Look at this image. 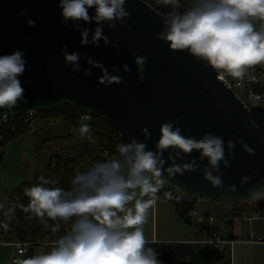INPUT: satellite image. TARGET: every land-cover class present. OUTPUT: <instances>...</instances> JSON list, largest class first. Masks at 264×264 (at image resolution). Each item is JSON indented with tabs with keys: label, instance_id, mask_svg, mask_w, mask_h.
Instances as JSON below:
<instances>
[{
	"label": "clouds",
	"instance_id": "1",
	"mask_svg": "<svg viewBox=\"0 0 264 264\" xmlns=\"http://www.w3.org/2000/svg\"><path fill=\"white\" fill-rule=\"evenodd\" d=\"M162 2L170 6L171 11L163 18L162 30L155 38L165 42L169 49L184 51L207 67L222 70L240 82L250 66L264 64V0ZM125 4L126 0H58L56 6L61 23H70L79 33L81 47H99L101 42L108 46L111 42V47L118 49L119 42L111 41L104 33V26L107 24L109 29H115L117 25L123 27L126 24L130 13ZM89 10H92L91 15ZM19 15L26 17L28 27L35 26L36 21L27 18L28 9H21ZM33 15L39 19L38 13ZM255 21L260 22L258 28ZM80 22L95 27L90 32L87 27L81 28ZM59 51L65 67L73 74L82 70L84 75H90L93 69H98V84L108 87L124 82L121 76L111 74L117 71L115 65L110 72L92 57L77 51L69 52L66 46ZM132 56L136 77L143 82L146 58L135 52ZM81 61L88 67L81 69ZM119 68L124 73L131 71L127 64H121ZM26 70L30 69L22 50L0 55V109L4 110L0 119H6L15 107L28 102L20 81ZM176 124V120H171L159 126L155 150L147 149L151 133L142 127V140L133 137L117 144L114 158L97 160L78 172L69 189L46 186L52 181L38 177L40 183L25 189L28 205L20 207L45 225V217L56 221L51 229L53 232H60L61 221H71V224L50 250L27 258L23 264H162L157 252L146 246L150 243L143 225L165 184L177 175L199 169L206 181L220 189L224 187L220 166L230 167L237 145L248 155H255L252 148L235 137L225 141L220 136L204 133L197 139L182 135ZM78 131L82 138L93 139L89 124L81 123ZM194 150L198 152L196 157L176 163ZM165 152L169 153L167 158H164ZM205 160L206 165L200 168V163ZM249 179L247 175L242 176L239 184L243 186ZM227 191L235 192L236 187L229 185ZM246 191L250 202L264 200V185ZM163 195L169 200L173 198L168 191ZM11 212L14 207L9 209ZM0 227L7 229L8 224L0 223Z\"/></svg>",
	"mask_w": 264,
	"mask_h": 264
},
{
	"label": "water",
	"instance_id": "2",
	"mask_svg": "<svg viewBox=\"0 0 264 264\" xmlns=\"http://www.w3.org/2000/svg\"><path fill=\"white\" fill-rule=\"evenodd\" d=\"M57 3L58 0H0V55L20 49L30 69L20 77L28 102L19 104L8 117L68 105L109 124L123 142L133 137L142 140L140 129L148 128L151 133L148 150H155L159 126L171 120L177 121L176 126L185 136L199 139L204 133H212L225 141L235 137L252 148L255 155H248L237 145L230 167L220 166L224 187L214 188L199 169L177 175L167 183L195 202L212 203L229 210L258 202H250L246 190L264 185V108H246L216 79L212 68L157 40L155 36L162 30L166 15L144 1L126 0L125 8L130 15L123 27L109 29L105 24L104 33L111 41L119 42L118 49H113L111 42L108 46L101 42L99 47H81L79 33L70 23H61ZM21 9H28L27 18L36 21L34 27L26 25V17L19 15ZM33 13H38L39 19ZM80 24L90 32L95 27L91 23ZM64 46L69 52L92 57L110 72L115 65L117 71L111 74L121 76L124 82L108 87L100 85L96 81L100 75L98 69H93L90 75H84L82 70L71 73L60 55L59 50ZM133 52L146 58L143 82L136 77ZM121 64H127L131 71L124 73L119 68ZM85 67L88 65L81 61V69ZM3 114L4 110L0 109V115ZM168 154L165 152L164 158ZM197 155L194 150L176 163L188 162ZM206 163L202 161L200 168ZM167 166L166 162L164 167ZM245 175L250 179L241 186L239 180ZM229 185H234L236 191H227Z\"/></svg>",
	"mask_w": 264,
	"mask_h": 264
},
{
	"label": "trees",
	"instance_id": "3",
	"mask_svg": "<svg viewBox=\"0 0 264 264\" xmlns=\"http://www.w3.org/2000/svg\"><path fill=\"white\" fill-rule=\"evenodd\" d=\"M142 1L162 15H167L171 11L170 6H166L162 0ZM183 2L188 3V0H183ZM36 116V126L40 122L47 124L58 123L66 130L67 134L55 142L58 148L57 152L65 145L72 146V149L75 151V155L71 158H58L54 168L52 166L53 158H49L47 164L48 177H46V179L52 181L51 185H46L49 187L55 186L69 189L71 187V180L78 172L86 170L97 160L114 158L117 155L116 145L124 143L119 134L109 124L92 114L77 110L68 105H63L53 110L39 111ZM86 117L87 119L85 120L84 118ZM81 123H87L91 126L93 137L91 141L81 137L78 131ZM24 133H18L17 131L10 133L9 131V134H7L0 145V178L6 146ZM36 139L37 137L34 139L35 142ZM76 149H79L80 152L78 153ZM46 152H48L47 148ZM38 183H40L38 178H35L32 182H22L13 191L9 193L4 192L0 200V204H3L8 197H11L14 202V212H12V216L8 221L5 220V215L1 212L2 208H0V223L8 224L7 229L0 227V242L4 244L34 243V245L28 248L27 255L23 257L22 264L27 258L42 251H47L48 246L54 242L53 238L46 232V225L31 212H25L20 207V205L27 206L29 203V198L24 195L25 189ZM157 196L159 200L166 199L173 206L178 217L185 223L191 224L186 215L188 210L194 209V201L192 199L183 197L184 200L180 203L165 198L161 193H158ZM241 207L234 209L233 212H240ZM45 219L47 220V225L53 226L56 223V221L49 220L47 217ZM63 223H65L66 229H64ZM70 224L71 221L60 222L61 230L58 232V238L67 231ZM166 247L168 251L159 259L162 264H232L231 251L228 249L221 251L217 246L209 249L208 246L196 243H175L166 244Z\"/></svg>",
	"mask_w": 264,
	"mask_h": 264
},
{
	"label": "rangeland",
	"instance_id": "4",
	"mask_svg": "<svg viewBox=\"0 0 264 264\" xmlns=\"http://www.w3.org/2000/svg\"><path fill=\"white\" fill-rule=\"evenodd\" d=\"M38 124L36 126L34 123L33 133L25 132L23 135H20L18 139L11 141L6 146L5 158L2 164L3 171L0 178V200L5 191H11L17 184H21L23 181H30L40 176L48 177L47 163L49 158H53L52 166L54 168L58 158H71L75 155L72 146L65 145L59 152L56 151L58 148L55 142L67 134L66 130L61 125L58 123L47 124L42 122ZM33 135L35 137L38 135L36 143L32 141ZM46 145H48V147H46ZM46 148L48 152H46ZM76 150H78V153L80 152L79 149ZM180 195H178V192L176 193V196L180 197ZM148 198L149 197H144V199ZM262 201L264 200H260L253 205H245L244 208L247 209L249 207L247 213L242 217L237 216L238 220L233 226L235 229L239 227L240 231L239 236L236 237L238 242L233 243L231 246L232 264H264V246L250 243V241H254L261 244V242L264 241V219H258L259 214L257 213L261 204L260 202ZM13 207L14 202L11 197H8L3 202L1 211L5 215L6 221L12 216V212L9 213V209ZM193 207L198 211L200 216L211 214L212 217L216 219L217 224L225 219L223 217L224 214L231 216V211L229 209L212 203L194 201ZM202 225L204 224L197 223L196 221L187 224L188 228L191 230L190 233L194 232L193 230L196 229L200 231V234L202 232ZM63 227L64 229L67 228L65 223H63ZM143 228L145 237L150 243L146 246L152 247L156 251L157 245L155 243L167 242L169 239L178 237L180 234V220L175 209L166 199H157L156 205L149 209L148 219L143 225ZM45 229L53 238V241L58 239V232H53L51 230V225H46ZM212 233L214 232H210V237ZM226 233H230V231H226ZM52 246H48L47 250H50ZM2 250L4 251L7 262H10L12 258L16 257L19 261L18 264H22L23 257L16 256V247L7 246ZM6 261L2 262L0 253V264H6Z\"/></svg>",
	"mask_w": 264,
	"mask_h": 264
},
{
	"label": "built area",
	"instance_id": "5",
	"mask_svg": "<svg viewBox=\"0 0 264 264\" xmlns=\"http://www.w3.org/2000/svg\"><path fill=\"white\" fill-rule=\"evenodd\" d=\"M213 70L216 73V79L229 90H231L235 94L236 98L240 100V102L246 108H264V71L260 68L259 64L250 66L246 70V75L242 82L234 79L231 75L222 70ZM36 114L37 112L27 113L15 117H7L6 119H0V145L6 138L7 134H9V131L10 133H15L16 131L18 133H33L34 123L37 118ZM84 119L86 120L87 117ZM165 191H168L172 194L173 198L171 200L180 203L183 202L184 196L180 195V193H178L180 197L176 196L177 191L173 189L168 183L165 184L160 193L163 194V192ZM186 216L191 223L196 221L197 223L204 224L207 221L211 225L213 222L212 217L200 216L198 211H196L195 209L188 210ZM155 244L157 245V258L160 259L161 256L168 251V248L165 244L159 242ZM232 244L233 242H226L222 240L218 235L212 233L211 237L202 242L201 245L208 246L209 249L217 246L222 251L224 249H230ZM1 245L5 244L0 242V246ZM32 245H34V243L31 242L14 244L17 249V255L22 257L27 255V250Z\"/></svg>",
	"mask_w": 264,
	"mask_h": 264
},
{
	"label": "crops",
	"instance_id": "6",
	"mask_svg": "<svg viewBox=\"0 0 264 264\" xmlns=\"http://www.w3.org/2000/svg\"><path fill=\"white\" fill-rule=\"evenodd\" d=\"M255 23H256V26L258 28L260 22L259 21H255ZM259 65H260V68L264 71V64H259ZM36 137H33V139H32V141L34 143H36L35 140H34ZM6 149H7V147H6ZM5 153H6V151H5ZM35 178H38V177H35ZM34 179H32L30 181L29 180L23 181V182H32ZM19 185H20V183L17 184L15 188H17ZM15 188H13L11 191H13ZM11 191H5V193H9ZM260 203L261 204L259 206V209L257 210V213L259 214L258 215L259 216L258 219H264V201H262ZM248 209H249V207L246 209V208H244V206H242L240 212H238V213L233 212V210H230L231 211V216H228V215H225L224 214L223 217L225 219L223 221H221V223H219V224H217L216 223V219H214L212 217V215L208 213L209 215H207L206 217H212L213 218V222L210 225L206 221L204 223V225H202V227H201L202 228L201 234H200V231H197L196 229L193 230L194 232L190 233L191 230L188 228L187 223H185L182 219H180L178 217L179 220H180V234L178 235V237L169 239L167 242H164L163 241L162 243H165L166 244V243L169 242L168 244H175V243H193V244L196 243V244H202V242H204V241H206L207 239L210 238V232H214L216 235H218L222 240H224L226 242H233V243L238 242L237 239H236V237L239 236L240 229H239V227H237V229H235L233 225H235L236 221L238 220V217L237 216H239V217L240 216L241 217L244 216L247 213V210ZM226 231H228V232L230 231V233H226ZM54 242L51 245H49V246L54 245ZM159 243H161V242H159ZM248 243H249V241H248ZM250 243L258 244V246H264V241H262L261 244H259L258 242H254V241H250ZM14 244L15 243L5 244V245H1L0 246V253H1V256H2V262H5L6 261V256H4V251L2 249L5 248V247H7V246L8 247H15ZM228 250L231 251V248L228 249ZM15 253H16V256L18 257L17 251ZM18 262H19L18 259L16 257H14V258H12V260L10 262H7L6 264H18Z\"/></svg>",
	"mask_w": 264,
	"mask_h": 264
}]
</instances>
